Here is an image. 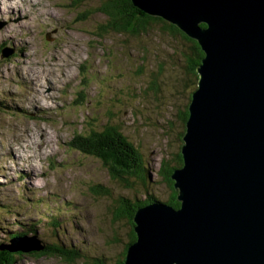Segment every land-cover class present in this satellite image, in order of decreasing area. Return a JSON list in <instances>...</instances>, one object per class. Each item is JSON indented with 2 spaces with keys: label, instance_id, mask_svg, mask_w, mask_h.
<instances>
[{
  "label": "rangeland",
  "instance_id": "374dc122",
  "mask_svg": "<svg viewBox=\"0 0 264 264\" xmlns=\"http://www.w3.org/2000/svg\"><path fill=\"white\" fill-rule=\"evenodd\" d=\"M104 1L0 2V242L31 228L40 243L78 253L19 254L15 264H111L130 233L116 216L120 197L170 193L156 171L181 154L179 114L197 83L190 44L159 21L137 35L107 28ZM106 123L140 151L149 182L124 186L99 158L70 148L75 133Z\"/></svg>",
  "mask_w": 264,
  "mask_h": 264
},
{
  "label": "water",
  "instance_id": "95a60500",
  "mask_svg": "<svg viewBox=\"0 0 264 264\" xmlns=\"http://www.w3.org/2000/svg\"><path fill=\"white\" fill-rule=\"evenodd\" d=\"M130 2L195 40L204 57L182 165L170 175L179 206L152 200L135 210L123 264H264V0ZM0 248L43 247L23 235Z\"/></svg>",
  "mask_w": 264,
  "mask_h": 264
},
{
  "label": "trees",
  "instance_id": "16d2710c",
  "mask_svg": "<svg viewBox=\"0 0 264 264\" xmlns=\"http://www.w3.org/2000/svg\"><path fill=\"white\" fill-rule=\"evenodd\" d=\"M99 10L102 11L103 14H105L108 18L106 27L116 32H127L132 35H137L139 34L140 30H146L152 22H161L168 32L178 34L187 42H189V54L186 58L187 70L188 72L192 73V75H196L197 72L195 69L200 63V59L203 57L204 53L195 40L188 38L174 25L167 23L159 17L150 16L141 12L132 6L130 0H106L99 7ZM201 26H203V24H201ZM179 117L183 125V129L180 132V135H182L185 130V122L188 117V110L185 109L182 111L179 114ZM69 145L71 149H76L82 154L92 155L99 158L102 164L107 168L109 175L113 179L122 181L124 186H131L130 180L132 178L140 181L141 183H147L149 180L147 167L144 164L142 154L117 126L106 123L101 130L90 129L86 134L75 133L71 138ZM181 165L182 156L181 154H177L175 165L172 166L169 164V161L164 160L161 161L160 167H158L156 171L170 190V193L164 202L174 207H178L179 202L176 199L177 191L173 187V180L171 179L170 175L174 168L180 167ZM152 200H157L152 194H147L146 198L143 200H138L135 198L134 201H130L125 197H120L119 202L121 207L118 209L116 216L119 215L127 219L130 225V233L129 239L124 245L120 255L116 257L114 262L111 264L124 263L128 245L136 239V235L133 231L134 224L132 222V216L138 207ZM50 217L51 215L46 214V218L48 220L51 219ZM53 226L56 229L57 226H60V223ZM31 233L36 235L35 229L30 228L27 233L11 232L7 240L0 242V246L2 244L8 245L11 242V239L14 237L32 235ZM40 244L43 248L40 251L31 252L32 254L59 255L61 258L67 261H72L77 257L76 255L78 254L76 251H74V253L67 251L62 249L61 246H57L53 243L45 244L44 242H41ZM19 254L25 253L11 251L7 248H0V264H15L17 261L16 258ZM94 261V264H106L102 259H95Z\"/></svg>",
  "mask_w": 264,
  "mask_h": 264
},
{
  "label": "bare ground",
  "instance_id": "6f19581e",
  "mask_svg": "<svg viewBox=\"0 0 264 264\" xmlns=\"http://www.w3.org/2000/svg\"><path fill=\"white\" fill-rule=\"evenodd\" d=\"M5 1H8V0H0L1 4H2L3 2H5ZM27 1H29V0H27ZM27 4H28L29 7H33V8L35 9V11L38 10V8H36L37 5H36L35 2H33V3L28 2ZM4 6L7 7V4H4ZM1 8H3V7H1ZM12 8H13V6H12ZM12 8H11V12L13 13L14 8H13V9H12ZM26 10H27V12L29 13V10H28L27 7H26ZM9 12H10V11H9ZM15 12H18L17 9H15ZM48 13H49L48 16L52 14L50 11H49ZM9 17H10V16H9ZM162 20H163V19H162ZM166 22H167V21H166ZM167 23H168V22H167ZM169 24H170V23H169ZM198 45H199V44H198ZM203 53H204V52H203ZM203 57H204V55H203ZM203 57H202V58H203ZM202 58H201V59H202ZM61 66H62V65H61ZM57 69H58V68H57ZM50 71H51V70H50ZM54 71H56V70H54ZM51 72H52V71H51ZM27 73H29V72H27V70H26V71H25V74H27ZM30 73H31V72H30ZM51 89H52V88H51ZM36 98H37V97H36ZM22 157H23V156H22ZM30 170H31V169H30ZM22 176H23V175H22ZM30 176H31V175H30ZM32 236H33V235H32ZM34 236H36V235H34ZM18 237H23V236H18ZM36 238H37V236H36Z\"/></svg>",
  "mask_w": 264,
  "mask_h": 264
}]
</instances>
